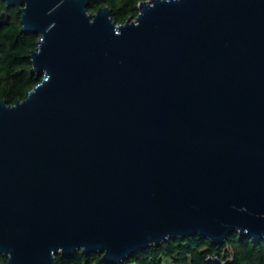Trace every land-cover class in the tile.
Listing matches in <instances>:
<instances>
[{
  "label": "water",
  "instance_id": "1",
  "mask_svg": "<svg viewBox=\"0 0 264 264\" xmlns=\"http://www.w3.org/2000/svg\"><path fill=\"white\" fill-rule=\"evenodd\" d=\"M18 8L40 78L0 97V254L121 264L171 238L264 239V0Z\"/></svg>",
  "mask_w": 264,
  "mask_h": 264
},
{
  "label": "trees",
  "instance_id": "2",
  "mask_svg": "<svg viewBox=\"0 0 264 264\" xmlns=\"http://www.w3.org/2000/svg\"><path fill=\"white\" fill-rule=\"evenodd\" d=\"M91 0L90 9L95 12L100 6L113 8L117 23V14H134L142 0ZM40 36L33 32H24L21 13L16 7H9L0 0V97L9 104H15L26 98L28 92L40 82L36 74L31 73L32 64L29 54L38 46ZM235 246L230 261L224 252V246ZM164 257H172L177 264H264V239L256 240L241 236L235 231L223 245L214 243L201 235L171 238L161 245L138 251L121 264H163ZM0 264H7L0 254ZM57 264H115L103 258L100 253L78 251L69 256H57Z\"/></svg>",
  "mask_w": 264,
  "mask_h": 264
},
{
  "label": "rangeland",
  "instance_id": "3",
  "mask_svg": "<svg viewBox=\"0 0 264 264\" xmlns=\"http://www.w3.org/2000/svg\"><path fill=\"white\" fill-rule=\"evenodd\" d=\"M121 4H122V1L120 0L119 6H121ZM89 12L94 13L95 10L92 8L89 10ZM137 13H138V9L136 10V12L134 14H131V13L129 14V13L120 11L117 14L118 23L126 22L129 18L136 16ZM234 250H235V246H232L230 244H227L224 246V252L229 256L228 261H230L232 259L233 255H234ZM163 260H164L163 264H177L172 257H164ZM226 263H227V261L224 262L223 264H226Z\"/></svg>",
  "mask_w": 264,
  "mask_h": 264
}]
</instances>
